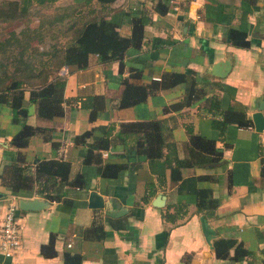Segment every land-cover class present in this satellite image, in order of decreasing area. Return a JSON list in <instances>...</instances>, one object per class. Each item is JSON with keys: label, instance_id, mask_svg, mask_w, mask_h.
Returning <instances> with one entry per match:
<instances>
[{"label": "crops", "instance_id": "1", "mask_svg": "<svg viewBox=\"0 0 264 264\" xmlns=\"http://www.w3.org/2000/svg\"><path fill=\"white\" fill-rule=\"evenodd\" d=\"M63 0H56L54 4ZM86 0H66L63 5L80 4ZM158 0H116L112 11L104 15L115 22L124 36L131 34V19L145 12L150 22L145 26L139 48H129L123 59V71L113 61L102 63L96 54L88 56L84 69L64 65L55 74L65 81L64 97L100 95L104 108L94 121L90 110L64 102V114L50 120H40L33 105H27L25 122L50 129L49 139L35 136L24 148V158L34 173L36 163L43 159H63L70 162V179L83 176L84 186H65L60 200H49L32 190L14 193L0 178V222L7 202L13 198L17 205L16 220L20 228L21 247L11 257L0 254V264H63L65 254L80 255L81 264H260L264 261V129L255 128L252 115L264 106V0H166L168 11L154 10ZM63 6V7H64ZM90 9H99L97 0H90ZM62 9V8H61ZM245 32L249 46L239 48L229 42V30ZM228 61L224 76L212 74L216 63ZM130 69L140 76L130 78L136 85L159 80L164 72L191 70L201 97L191 105L182 102L186 84L150 93L142 103L119 107L124 89L123 78ZM67 71L66 74L61 72ZM215 95L220 108L243 111L252 125L240 127L229 124L222 139L212 128L210 115L202 107L204 99ZM28 99V92H25ZM262 112V111H260ZM13 110L0 104V175L4 167L16 159V149L10 144L21 128L13 121ZM161 121L163 129L170 128V139L176 143L178 156H186L189 124L195 134L213 139L223 151L224 165L213 169L189 168L183 176L212 174L214 180L199 182L208 187L218 199L214 217L205 218L213 231L206 238L201 214L196 213L194 197L175 192L169 169L163 159H150L132 148L137 135L126 143L116 136L120 124ZM90 130L84 143L75 137ZM109 130L111 144L99 152L102 164H125L115 177H102L96 163L85 164L88 147ZM64 150V156L59 152ZM166 182L159 183L158 176ZM152 183L151 190L148 184ZM95 191L107 203L106 208H90L88 196ZM149 191L151 193H149ZM165 196L162 207L154 205L158 195ZM38 199L40 209L23 210L20 200ZM67 200H70L68 202ZM187 205L183 218L169 221L163 217L174 212V204ZM169 206V207H168ZM121 210L109 216V210ZM94 220L102 223L104 236L96 239L92 230ZM119 226V229L116 227ZM236 239L249 254L241 260L218 259L213 242ZM50 240L53 245H49ZM49 247L47 248V246ZM50 254L41 253V247ZM233 255V249L230 250Z\"/></svg>", "mask_w": 264, "mask_h": 264}, {"label": "trees", "instance_id": "2", "mask_svg": "<svg viewBox=\"0 0 264 264\" xmlns=\"http://www.w3.org/2000/svg\"><path fill=\"white\" fill-rule=\"evenodd\" d=\"M56 0H0V23L15 22L27 16L33 6L52 5ZM116 0H97L99 9H90V0L80 4H68L64 6L59 14L54 15L48 30H43L39 24L34 29L23 28L18 33L14 32L0 39V104H8L13 110V121L20 123L21 128L16 132L10 144L16 149L17 155L14 162L6 165L0 175L2 184L9 187L14 193L32 190L36 185V193L49 200H60L65 186H76L83 188V176L77 174L70 179V162L63 159H43L36 163L32 173L24 158V148L31 138L42 136L49 139L50 129L42 126H33L25 122L28 115L27 104L33 105L35 114L40 120H50L64 114V102H71L82 108L90 110L89 120L94 121L98 112L104 108V98L100 95H89L86 97H64L65 81L55 73L64 65L74 69H84L88 65V56L96 54L98 59L108 64L118 62L119 72L123 71V59L126 51L133 47L141 46L145 26L150 22L147 13L142 12L131 19V34L124 36L120 33L118 25L104 17L112 11V3ZM154 10L159 14L168 11L166 0H158ZM56 26L52 31V38L57 34H71L69 41L63 45L60 42L52 43L49 50L42 51L37 45L43 43L50 27ZM57 39V38H56ZM229 42L232 46L246 48L249 41L245 32L230 29ZM35 42V44H33ZM62 44V45H61ZM32 45H35L32 47ZM39 51V52H38ZM191 70L185 72H164L159 80H153L146 85H136L130 78L140 76V71L130 69L128 77L123 78L124 89L119 101V107H131L142 103L150 93L156 90L174 87L178 84H186V92L182 102L172 105H191L194 100L201 97L196 88L197 82ZM28 92V99H25ZM202 109L210 115L211 126L219 132L220 139L223 138L226 127L236 124L240 127L252 125L251 119L246 117L245 112L233 108L223 110L217 96L211 95L204 99ZM188 141L186 143V156H178L176 143L170 139L171 129H163L161 121L129 122L120 124L116 134L122 143L132 135L138 137L134 140L132 148L136 153L142 154L150 159H163L166 168L169 169L170 182L175 192L182 195L194 197L196 213L204 218L215 216L219 205L217 198L213 196L208 187H200L199 182L203 180H214L215 175L201 174L183 176V171L189 168L213 169L214 173L220 166L224 165L223 151L216 146L213 139L195 134L192 126H185ZM91 131L86 130L75 137V142L84 143L90 137ZM109 130L104 136L91 144L83 163H96L102 177H115L125 167V164H102L99 152L96 150L107 149L111 144L108 139ZM264 174V164L262 175ZM159 183H165V175L158 176ZM152 183L148 184L151 190ZM149 193H151L149 191ZM70 202V200H67ZM169 207V206H168ZM174 212H166L163 217L169 221L183 218L187 214V205L183 203L174 204ZM119 229V226L116 227ZM92 230L96 233L95 238L104 236L102 223L94 220ZM49 245H53L50 240ZM47 246V248L49 247ZM214 255L218 259L241 260L249 252L236 239H217L213 242ZM41 247V253L46 256L55 255L52 250L50 254ZM233 249V255L230 250ZM47 250V249H46ZM80 255L65 254L63 264H81ZM260 264H264L262 261Z\"/></svg>", "mask_w": 264, "mask_h": 264}, {"label": "rangeland", "instance_id": "3", "mask_svg": "<svg viewBox=\"0 0 264 264\" xmlns=\"http://www.w3.org/2000/svg\"><path fill=\"white\" fill-rule=\"evenodd\" d=\"M66 0L57 2L52 4V5H43V6H33L30 9V12L27 16H25L24 18H21L20 20H17L15 22H7V23H0V39H2L5 36H8V34L11 33H18L20 30H22L23 28L28 27L29 29H34L36 27H38L39 24L43 25V30H48L47 24H49V21L51 20V18L56 15L59 14L61 11V8H63V4L66 3ZM56 26L54 27H50L49 31H47V35L46 38H44L43 43L37 45V48L39 50H42L43 52L46 50H49V46L52 43H56V42H60L63 45H65L68 41L69 38L71 36V34H69L68 32H66V34H57L56 38H52L51 34H56L53 33L52 31H56ZM33 44H35V42H33ZM61 44V45H62ZM35 45H32V47ZM39 52V51H38ZM0 58H1V54H0Z\"/></svg>", "mask_w": 264, "mask_h": 264}, {"label": "water", "instance_id": "4", "mask_svg": "<svg viewBox=\"0 0 264 264\" xmlns=\"http://www.w3.org/2000/svg\"><path fill=\"white\" fill-rule=\"evenodd\" d=\"M230 67V63L228 61H222L219 63L214 64L212 74L216 76H224ZM262 111V112H260ZM252 119L255 125V128L258 130H263L264 129V106L258 109V112H255L252 115ZM2 193H0V197H2ZM165 204V196L160 194L155 198L154 205L156 207H162ZM43 205V202L38 199H31V200H20L19 201V207L23 210H36L40 209ZM88 205L90 208H106L108 205L107 203L103 200V198L97 194L95 191H90L89 196H88ZM108 210L106 212L107 215L109 216H115L119 215L121 213V210ZM201 223H202V228L203 232L207 237H209L210 234L213 233V231L208 227V224L205 220V218H201Z\"/></svg>", "mask_w": 264, "mask_h": 264}, {"label": "built area", "instance_id": "5", "mask_svg": "<svg viewBox=\"0 0 264 264\" xmlns=\"http://www.w3.org/2000/svg\"><path fill=\"white\" fill-rule=\"evenodd\" d=\"M66 73V70L61 72ZM59 155L64 156V150H61ZM17 208L16 201L9 199L0 222V254L6 258L13 256L21 247L20 228L15 215Z\"/></svg>", "mask_w": 264, "mask_h": 264}]
</instances>
